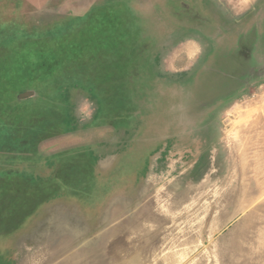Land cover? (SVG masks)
Wrapping results in <instances>:
<instances>
[{"label":"rangeland","instance_id":"obj_1","mask_svg":"<svg viewBox=\"0 0 264 264\" xmlns=\"http://www.w3.org/2000/svg\"><path fill=\"white\" fill-rule=\"evenodd\" d=\"M0 264H264V0H0Z\"/></svg>","mask_w":264,"mask_h":264},{"label":"water","instance_id":"obj_2","mask_svg":"<svg viewBox=\"0 0 264 264\" xmlns=\"http://www.w3.org/2000/svg\"><path fill=\"white\" fill-rule=\"evenodd\" d=\"M35 95V92L34 91H25V92H23V93H21L20 95H19V99L20 100H23V99H28V98H30V97H33Z\"/></svg>","mask_w":264,"mask_h":264}]
</instances>
